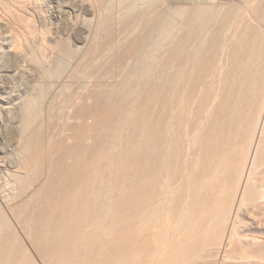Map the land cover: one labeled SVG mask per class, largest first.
Masks as SVG:
<instances>
[{"label":"bare ground","instance_id":"obj_1","mask_svg":"<svg viewBox=\"0 0 264 264\" xmlns=\"http://www.w3.org/2000/svg\"><path fill=\"white\" fill-rule=\"evenodd\" d=\"M105 2L0 0V152H18L13 183L0 181V264H264V0H143L129 27L138 36L116 45L139 54V37L161 21L158 83L138 85L140 101L130 88L120 103L85 92L72 118L93 126L70 129L64 145L43 124L34 63L52 33L80 53L75 34ZM230 7L244 12L233 27ZM175 13L173 25L159 19ZM218 50L227 57L213 90L203 81Z\"/></svg>","mask_w":264,"mask_h":264},{"label":"rangeland","instance_id":"obj_2","mask_svg":"<svg viewBox=\"0 0 264 264\" xmlns=\"http://www.w3.org/2000/svg\"><path fill=\"white\" fill-rule=\"evenodd\" d=\"M70 1L71 2H74V4H75V3L81 2L82 0H70ZM70 1H67L66 0V2H65V0H59V3L62 4V5L69 4V7H72L74 4L71 3ZM107 1L108 2H105L104 6L100 10V13H101V17H100L101 18V21L99 20L100 19L99 18L100 15L98 16V20L96 21V22H99L100 21L99 24L96 23V22H94V23H90L89 22V23H87V25L90 24L88 26V28H87L88 31H86L85 33L77 32V36L75 34V37L77 39H80L79 40V42H80L79 43V46L80 47L81 46L83 47V48H81L79 50L80 53H78V51L77 52L72 51L71 48H70V44H68V42L65 39H61V37L60 36H57L56 33H52V34H48V36L46 38L48 40H46L45 46L43 47L44 48L43 49V53H40L39 56H38V58H39L41 55H43V56H41L43 59L41 57L39 58V60H41L43 62L41 63V61H39V63H41V64H39L37 62L34 63L35 69H37L38 67L42 69L41 70V73H42L41 76H43L42 78H43V89H44L43 109L45 111L43 124H44L45 128H47L46 129V132L48 131L50 134L52 133L51 135L52 136H55L56 139L58 138L57 139L58 142H61L62 141V143L64 145H65L64 142L67 141V139L69 138V136H71V137L74 136V135L72 136V133H74L77 130H80L82 128H85L86 125H88L86 127H89L90 125L93 126L90 123H94V120L92 122V119H88L91 122H87L88 121L87 120L86 122L88 124L85 123L86 125H84V126L82 124H80L83 127H80L78 129L76 127V126L79 127V125L77 124L78 123V120L75 119V118H72V117H75L76 113H78L76 111V109L78 108L77 105L80 106L82 102L85 103L83 99L86 98L87 94H93V92L96 90L95 91V94L96 95L99 96V93H100V95L103 94V93H104L103 95L107 94V96H103L105 99H109L110 100V98H112L111 101L112 100L118 101L117 103H120V101L123 100L125 96L129 95L130 93H135V92H137L138 94L135 93L134 96H132L133 94L132 95L130 94L127 97H134V99H136L138 101H140L139 99H137L138 97L141 98V99L144 98V94L141 93L144 90L141 89V91H140L139 90L140 89L139 87L143 86L144 83L149 82V80L150 81L151 80H154L153 79V76L154 75H155V78L158 77L157 76L158 74H157V70L156 69H158V67H159L158 66L159 65L158 64V57L160 55V53H159L160 52L159 46L161 47V44H162L163 39L165 37L164 36L165 33L163 31V27H161V21L160 20L162 19V23L165 20L164 22H169L170 25H173V24H175L177 22V18H176L177 14L176 13L173 16L169 14L170 15V18H168L169 16L167 17L166 14L161 15V16L159 15V19H160L159 20L160 21L159 24L160 25L159 26L158 25L156 26V24H155L154 30H153V28L152 29L150 28L149 31H147L149 33H147L145 36L143 35L144 37H142V35H141V37H139V39L141 38V44L139 45L141 47L139 49L140 52L138 51L139 54H136L135 53V55H131V58H130V56H128V55L129 54H132V52L129 50V52L127 54H125L127 52L128 48L125 47L126 50H125V48H123L124 50H120L121 48H117L116 43L118 41H120L122 38H124L125 36H127L128 38H126V40L129 41V43L131 44V41L132 40H135V38L138 36V35H136V36H134V37L131 38V29L129 27H131V26L133 27L134 24L137 25V22L140 23L139 21L142 22V20H140V19H143V18L141 17L140 12L139 11L137 12V10H135V9L141 8V2H143V0H122V1L121 0H107ZM109 1H111V2H109ZM62 2H65V3H62ZM45 5L47 6L45 8V10L46 9L49 10V7L50 6L48 5L47 2H45ZM128 6L130 8L131 7H134L133 8L134 10H132V11L134 12V14L135 13L137 15L139 14L138 15L139 21L137 20L138 18L136 16V14L135 15L134 14L127 15V16H124L123 18H119V15H120L119 14V11H121V9H122V11L124 13V11L127 9L126 7H128ZM122 7H125V8H122ZM233 7H230L229 8L231 10L230 11L231 13L230 12H227L226 13L227 14V17L229 16V18L231 19L230 20L229 18H227V21H226V22L229 21L228 22L229 27H233V24H234L233 22H235V21L237 22V20H241V18H244L243 17L244 12L241 11V10H238L236 8L234 9ZM176 8H178V5L177 6L176 5H174V6L172 5L171 10L175 9V10H173V12H174V11H176ZM160 9H161V11H159L160 14H161V12L162 13H165L166 12L164 9H163L164 11H162V8L161 7H160ZM232 10H233V12H232ZM120 13H122V12H120ZM132 16H134V18ZM154 16H155V14H154ZM154 16H151L150 18L152 20L156 19L155 21H158V16L157 17L156 16L154 17ZM163 16H164V18H163ZM126 17H127V20L125 19ZM130 17H131V20H130ZM152 17H154V18H152ZM160 17H162V18H160ZM132 18L133 19L136 18V22H134L135 20H132ZM165 18H168L169 20L168 19H165ZM123 19H124V21H123ZM125 20H126V22H125ZM124 22H125V24H124ZM226 22H225V24H227ZM112 23H113V25H112ZM128 23H130V24H128ZM225 24L221 28L222 30L220 29L221 31H223L226 34V36H225V34H223V32L220 31L221 41H223L222 39H225V38L228 37L227 32H226L227 31L226 29L228 27L227 26L228 24L227 25H225ZM96 25L98 26V29H99V26H100V29L99 30L96 28L97 27ZM230 25H232V26H230ZM59 26L60 25H58L57 27H59ZM109 26H111V27H109ZM103 27H105V28H103ZM53 28H54V26H53ZM60 28L61 29H64L65 27H64V25L61 24V27ZM160 28H162V29H160ZM103 29H105V30H103ZM90 31H92V33ZM105 31H107V32H105ZM87 32L90 33L91 35L87 34ZM97 32H99V33H97ZM95 34H98V35L96 36ZM161 34H163L164 37L161 36V38H160L159 35H161ZM148 35H149L150 38L147 37ZM61 36L63 37L64 34H62ZM85 37H87V38H85ZM142 38H144V39H142ZM145 39H146V41H145ZM64 41H65V43H64ZM159 42H160V44H159ZM142 43H144V44H142ZM155 43L156 44L158 43V45H159V46L157 45L158 48H155V47H157V46H154V45H156ZM224 43H225V41H224ZM142 46H144V47H142ZM148 46H149V48H148ZM71 47H72V45H71ZM154 49H157V50H154ZM58 51L60 53H58ZM123 51H125V53H123ZM156 51H158V53ZM58 54H60V55H58ZM216 54L214 56L215 59L213 58V60L215 61L216 64L213 65L214 66V67H212L213 70H210L209 69L210 72L208 71L209 73H206L205 79L203 81V82L207 81L206 82L207 84L205 83L206 86H205V84L203 85V86H205V88H208L207 86L212 87L210 85H213V87H216V86H214V84L215 85H217V84L215 82H213V81H215V79H217V77L221 73V71H220L221 68H219L218 65H220V61L222 59L225 60V58L227 57V56H225L226 55L225 52L222 51V50L216 51ZM83 55H86V56H83ZM222 55H223V57H222ZM124 58H126V59H124ZM151 64L152 65L156 64V67L155 66H152V68H151ZM148 65H149V67H148ZM215 68H216V70H215ZM150 69H152V70H150ZM153 69H154V71H153ZM152 71H153V73H152ZM256 71L258 72L257 69H256ZM149 72H151L150 73V76L152 75L151 77L149 76ZM209 74H210V76H209ZM212 74H214V75L212 76ZM213 77H215V78L212 79ZM146 78H148V80ZM97 80H99L100 82H98ZM101 80H103V81H101ZM92 81H93V83H92ZM124 81H125V83H124ZM142 82H144V83H142ZM156 82L158 83L157 78H156ZM216 82H217V80H216ZM89 83H92V84H90V86H89ZM101 83H102V85H101ZM212 83H214V84H212ZM138 85H141V86H138ZM89 87H91V88L94 87V88L90 89ZM213 87H212V89H213ZM127 88H130L131 89V92L129 91L130 89H127ZM100 89L102 90L101 92H99ZM89 90L91 92L92 91L93 92L91 93ZM103 90H104V92H103ZM213 90H215V88ZM105 91L106 92L108 91V92L106 93ZM126 93H127V95H126ZM139 93H141L140 96H139ZM122 94H123V96H122ZM108 95L110 96V98L108 97ZM117 97L120 99V101H119V99ZM131 100H132V98H131ZM77 101H78V103H79V101H82V102L76 105L75 103H77ZM116 106L118 107L117 104H116ZM73 112H75V113H73ZM125 114L129 116V114L127 112ZM125 114H124V117L126 116ZM70 115H71V119H70ZM122 117H123V114H122ZM124 117H123V119H124ZM116 121H112L111 122L112 125H111L110 133H111L112 137H113V134L112 133H113V130H114L113 128L116 129V126H117V122ZM113 125L115 127H113ZM74 127H76L77 129L75 128V130L73 132L70 129L73 130ZM68 130L71 132V134L69 133ZM56 131H58V133ZM48 132H47V134L50 135ZM67 134H69L68 137L66 136ZM60 135H62L64 139L61 138L62 136H60ZM64 135L66 136V138L64 137ZM73 140H72V143H73ZM98 142L99 141H94V140L93 141H90V142L87 143V145L85 144L84 147L86 149H88V147H89V151L88 152H90V154H92V152L93 153H94V151L96 152L98 146L96 147V150H95V145ZM75 143H77V142L75 141ZM75 143L74 144H71L69 147L74 146ZM15 151H17V150H15ZM17 154H18V152H17ZM17 154L13 150H12V153L9 154L10 156L9 155H3L0 152V164L1 165H4V164L7 165V164H9L8 169H5V168L0 169V181L1 182L3 181L2 183L4 185H7L8 183H10L9 185H11L13 183V181H14L13 174H15L16 171H18V168L15 167V166L18 165V163H17L18 160L16 159L17 158ZM14 159H16V160H14ZM55 159H57V157ZM47 162H49V160L46 161V163ZM57 162H58V159H57ZM46 174L51 175L52 174V168H51V171L49 169V171ZM40 175L42 176L43 174L41 173ZM41 176H40V178H41ZM51 176H54V175H51ZM5 183H7V184H5ZM7 187H8V185H7ZM21 207H20V209L17 210V212H19L21 210L20 213L21 212L22 213H25L24 212V209H25L26 206L24 205L23 208H21ZM17 212L15 214H17L18 216H21L22 215V214L21 215L18 214ZM37 260H35V261H37ZM22 261L24 262V260H22ZM38 261H40V260H38ZM40 262H39V264H41ZM33 263L35 264L36 262H33Z\"/></svg>","mask_w":264,"mask_h":264}]
</instances>
